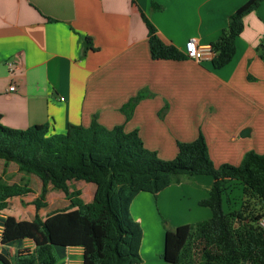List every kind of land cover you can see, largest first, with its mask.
<instances>
[{"label":"crops","instance_id":"crops-1","mask_svg":"<svg viewBox=\"0 0 264 264\" xmlns=\"http://www.w3.org/2000/svg\"><path fill=\"white\" fill-rule=\"evenodd\" d=\"M151 1L161 9H152ZM245 1L0 0V121L19 129L46 124L62 133L95 117L107 128L137 130L162 159L175 156L177 142L202 132L216 167L238 165L247 151L262 154L264 0L243 16L234 54L218 68L211 58L153 59L142 18L163 41L184 50L191 37L210 45ZM87 36L91 44L84 47ZM139 91L145 96L127 117L121 107ZM212 182L210 175H192L133 198L129 211L142 229L137 264H167L160 216L179 215L169 229L210 217L199 201ZM83 185L91 198L92 187ZM67 249L65 262L80 264L82 248Z\"/></svg>","mask_w":264,"mask_h":264},{"label":"trees","instance_id":"trees-1","mask_svg":"<svg viewBox=\"0 0 264 264\" xmlns=\"http://www.w3.org/2000/svg\"><path fill=\"white\" fill-rule=\"evenodd\" d=\"M262 0H246L227 17L219 37L210 43L214 68L225 65L235 51V38L243 29V16ZM161 5L151 1L152 9ZM148 30L153 59H185L183 50L163 41L155 26L142 13ZM91 44L84 37L83 45ZM142 91L122 107L127 117L144 97ZM0 159L13 162L22 173L18 182L0 176V264H67L66 248H82L80 264H137L142 229L129 211L139 192L156 194L172 183L192 175H210L208 195L199 201L209 218L184 223L164 234L167 264H264V153H244L238 165L214 166L202 132L188 142H177L176 154L161 159L146 148L137 130L123 126L107 128L95 117L87 126L68 124L62 133L50 132L46 124L24 129L0 121ZM41 181L33 199L31 219L5 213L9 200L32 191L28 175ZM83 181L92 185L91 200L84 202L80 189L70 184ZM239 188L232 195V184ZM62 192L68 204L47 212L48 189ZM224 206L226 209H224ZM29 239L33 246H24Z\"/></svg>","mask_w":264,"mask_h":264},{"label":"rangeland","instance_id":"rangeland-1","mask_svg":"<svg viewBox=\"0 0 264 264\" xmlns=\"http://www.w3.org/2000/svg\"><path fill=\"white\" fill-rule=\"evenodd\" d=\"M21 175L22 173L17 170V165L15 163L10 162L5 166L3 163V160L0 159V176L3 179H5L8 182H18L21 178ZM28 178H29V186L31 187L32 191L22 197L11 198L9 200V205H8L7 210L4 211L5 213H10L17 218L31 219L33 217L35 213V209H34V205L32 204V201L34 198H36L37 194L39 193L41 189V181L34 174L28 175ZM87 184L92 187L91 184L89 183ZM231 186L232 188L230 189H231V193H233L232 195H236L235 192L237 191V188H239V185L235 183V184H232ZM78 187H80V191H81L80 197L82 198V200L84 202L90 201L91 199L88 198L89 193L87 192V187L83 185V181H75L70 184V189L72 188L79 189ZM48 191L49 192H47V195H46L47 205L38 210V213L41 216H44L47 212L51 211L52 209L64 207L63 205L68 202V199L65 198L62 192L52 191L51 189H48ZM224 209H226L225 206H224ZM193 213H194V208L191 211H189L188 214H193ZM170 214L171 216H168L169 218L168 217L164 218L160 216L161 223L165 229L171 228L172 227L171 219H174V217L179 216L177 213L173 214L171 210H170ZM24 244L28 246L29 241H25Z\"/></svg>","mask_w":264,"mask_h":264},{"label":"built area","instance_id":"built-area-1","mask_svg":"<svg viewBox=\"0 0 264 264\" xmlns=\"http://www.w3.org/2000/svg\"><path fill=\"white\" fill-rule=\"evenodd\" d=\"M184 55L186 58H190L196 61H200L203 59L212 58L214 52L209 44H199L194 37L189 38L185 42L184 46ZM9 90H13L14 86L10 85L8 87ZM60 99H63L62 97ZM258 224L264 229V217H261L258 220ZM3 226L0 224V241H1V234H2ZM68 249L66 248V256L65 260L68 259Z\"/></svg>","mask_w":264,"mask_h":264}]
</instances>
